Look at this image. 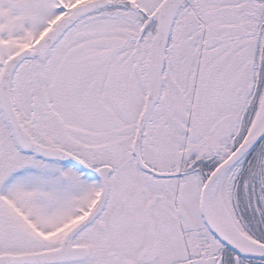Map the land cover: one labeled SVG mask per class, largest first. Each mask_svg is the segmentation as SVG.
Masks as SVG:
<instances>
[{
  "label": "snow or ice",
  "instance_id": "1",
  "mask_svg": "<svg viewBox=\"0 0 264 264\" xmlns=\"http://www.w3.org/2000/svg\"><path fill=\"white\" fill-rule=\"evenodd\" d=\"M0 264H264V0H0Z\"/></svg>",
  "mask_w": 264,
  "mask_h": 264
}]
</instances>
